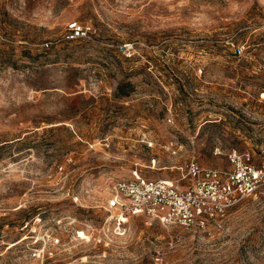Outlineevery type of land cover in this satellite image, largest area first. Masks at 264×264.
Returning a JSON list of instances; mask_svg holds the SVG:
<instances>
[{"label":"rangeland","instance_id":"obj_1","mask_svg":"<svg viewBox=\"0 0 264 264\" xmlns=\"http://www.w3.org/2000/svg\"><path fill=\"white\" fill-rule=\"evenodd\" d=\"M262 26L264 0H0V264H264V185L205 231L107 209L134 171L264 164Z\"/></svg>","mask_w":264,"mask_h":264},{"label":"built area","instance_id":"obj_2","mask_svg":"<svg viewBox=\"0 0 264 264\" xmlns=\"http://www.w3.org/2000/svg\"><path fill=\"white\" fill-rule=\"evenodd\" d=\"M264 31V26H262ZM92 33L90 26L76 22L69 24L65 40L73 42ZM46 48L48 44L44 45ZM240 53V49H236ZM126 57L132 54L128 47ZM170 122V119H168ZM148 148L155 143L147 142ZM164 149L176 157V142H166ZM230 169L201 167L194 156L184 165L174 167L178 175L172 179L149 178L134 171L130 178L119 181L112 189L107 209L115 211L118 222L131 214H141L151 222L178 227L187 231H205L238 203L254 195L264 185V164L259 168L250 162V154L240 155L232 150L228 154Z\"/></svg>","mask_w":264,"mask_h":264},{"label":"trees","instance_id":"obj_3","mask_svg":"<svg viewBox=\"0 0 264 264\" xmlns=\"http://www.w3.org/2000/svg\"><path fill=\"white\" fill-rule=\"evenodd\" d=\"M120 87H121V83L116 86L118 91H120ZM121 95H126V94H121Z\"/></svg>","mask_w":264,"mask_h":264}]
</instances>
